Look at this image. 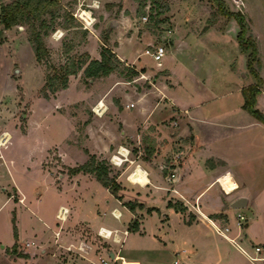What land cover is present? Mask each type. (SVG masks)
Masks as SVG:
<instances>
[{"label": "crops", "instance_id": "crops-1", "mask_svg": "<svg viewBox=\"0 0 264 264\" xmlns=\"http://www.w3.org/2000/svg\"><path fill=\"white\" fill-rule=\"evenodd\" d=\"M209 7L204 8L203 16L196 15L195 10L199 9L197 5L193 8L181 6L180 9L175 8V11L173 9L175 15L170 17L173 24L170 23L172 26L160 36V43L166 48L162 57L164 60L157 62L158 67H155L160 75L156 76L154 72L147 88L122 91L123 96L117 102L109 97L102 100L108 106L106 111L112 113V119L123 125L121 133L134 139L135 125L141 126L136 139L138 143L143 139L145 146L144 149H138V156L145 151L152 155L146 159L139 157L132 164H141L150 182L146 185L132 183L128 179L130 169L126 170L118 179L121 200L88 173L73 175V179L77 178L79 187H87V194H80L79 197L86 203H93L94 210L100 212L101 208L100 200L94 197L96 187L99 186L104 190L106 202L113 203L110 214L116 208L121 212V217L128 216V222L137 218V234L134 237H138L143 243V253L155 251L154 261L159 264H253L246 252L254 254L256 245L260 246V253L264 255V122L243 107L245 99L242 92L244 87L256 82V77L248 67V51H244L238 42V22L234 19L235 21H229L225 26H216L214 22L205 23ZM243 7L247 13L250 11L245 4ZM178 10L182 12L180 18ZM198 13H201V9ZM254 25L252 31L259 42L258 70L263 80V86L256 95L255 107L264 113V75L261 73L264 62L261 56L263 44ZM129 28L133 30L132 27ZM212 33L213 36H210ZM116 50L121 58L131 59L133 64L138 63L136 58L139 53L126 55L121 51L120 45ZM209 56L216 60L215 66L209 65L208 60H205ZM201 63L206 66L203 64L204 67H200ZM143 72L145 79H148L150 72ZM131 102L133 105H130ZM96 117L98 121L104 118ZM111 122L108 120V123ZM29 132L28 127L26 132L12 133L7 146L0 148V158L4 163H0V189L5 191L13 187L24 197L23 202L16 201L12 206L15 221L19 222L22 211H27L39 219L41 215L40 221L48 224L40 214L42 210L37 201L41 196L42 185L49 187L50 184V173L44 168L43 160L49 149L55 146L35 141L27 154L31 162L36 156L40 157L36 162L37 169L42 178H47L45 183L37 178L22 181L14 170L16 162L2 153V148L14 145L17 137L22 142H30L28 138L32 135ZM105 132L100 134V142L97 140L91 145V152L109 157L117 151L119 145H124L131 152L133 144L126 141L127 137L124 136L122 140L115 132ZM178 145L183 148L174 149ZM57 151L61 155V150L57 148ZM168 156L172 175L163 174ZM5 169L11 180L5 178ZM29 171L25 170L27 173ZM227 174L233 178L232 189L219 181ZM217 183L227 193L224 195L225 200L230 202L245 196L246 205L236 209L224 208L223 196L216 189ZM156 194L159 201L157 204L154 202ZM12 200L7 195L0 202V212ZM168 200L183 203L184 209L169 206ZM124 201L141 205L130 209L123 204ZM69 208L72 213V208ZM229 209L234 210L233 220L230 219L233 212H229ZM70 212L68 217L71 216ZM92 212L87 213L89 218L81 217L74 228L65 227L64 223L53 229V241L58 243L59 248L69 250L67 246L70 245L73 249V246L83 240L92 244L95 253L107 248L110 254H117L118 251L114 252L110 248V242H116L111 237H101L98 229L100 226L113 230L118 228V233H121L120 228L111 225V221L105 217L97 218V214L92 215ZM238 213L245 217L241 227L235 218ZM152 219L155 224L150 227L148 223ZM125 228L127 227L123 229ZM130 234L131 231L128 230L123 236V242ZM63 235L67 243L61 241ZM16 241L24 246L19 237L0 245ZM32 244H35L34 239L25 242L26 246ZM42 244L45 245V242ZM25 249L34 255L33 251ZM44 250L46 249L43 248ZM93 251L83 257L93 264H101L100 258L105 257L99 255L98 261L94 260L89 256ZM169 252H172V260H163V254ZM92 257L95 258V255Z\"/></svg>", "mask_w": 264, "mask_h": 264}, {"label": "rangeland", "instance_id": "rangeland-1", "mask_svg": "<svg viewBox=\"0 0 264 264\" xmlns=\"http://www.w3.org/2000/svg\"><path fill=\"white\" fill-rule=\"evenodd\" d=\"M11 1L0 0V11L3 4ZM224 1L230 11L243 16L246 27L245 36L251 35L258 47L259 42L252 31V26L255 23L258 38L263 44L261 56L264 60V0ZM141 2L143 7L141 12H138ZM92 4H96L98 7H90ZM243 4L248 6L250 10L248 13L244 10ZM194 5L198 6L199 11L201 9V13L195 10L196 15L200 14V16H203L204 8L210 6L209 16L205 23L212 24L214 22L216 26H225L234 19L238 22L236 15L228 16L219 12L212 0H58V4L51 7L50 12H45L39 18L34 17L10 28L0 25V133L4 130L11 134L26 132L29 127V133L32 135L29 136L30 142L28 143L27 141L22 142L21 138L17 137L14 145L2 148V153L5 157L7 155L16 162L14 170L22 181L37 178L44 182L47 178H42L39 174L36 163L40 157L36 156L31 162L27 154L35 141L51 147L55 146L49 147L47 157L43 160L44 168L50 173V184L49 187L42 185L41 196L37 201L42 212L38 211L41 212L40 214L48 224L40 221L41 215L39 219L27 211H22L19 222L13 221L11 209L16 204L15 199L11 201L12 203L6 204L0 212V243L8 244L10 240L14 241L13 228L16 225L17 233H19L17 238L19 237L27 250L33 251L34 255L26 252L25 247L17 241L15 246L14 243L0 245V264H93L73 249L59 248L58 243L53 241V229L64 223L65 227H76L79 219L87 216L89 211L92 212L91 209L94 211L92 215L96 213L97 218L105 217L111 221V225L119 227L121 232L124 227L131 231L128 239L126 236V240L121 244L110 242V248L114 252L118 251L115 259L117 264H159L158 261H154V250L149 253L142 252L143 243L141 244L138 237H134L137 234L136 230L129 227L135 219H130L128 222L127 215L115 219L110 214L113 203L106 202L104 190L99 186L96 187L94 197L100 200L101 208L100 212L97 209L94 210L93 203H86L79 197L80 194H87V187L84 188L81 184L82 188L79 187L77 178L73 179V175L88 173L99 181L95 172L78 169L80 165L93 160V164L106 166L107 175L115 178L120 184L119 177L126 170H131L134 167L135 164H132L134 161L139 157L146 159L152 155L145 151L138 156V149H144L145 146L143 139L141 143H138L136 139L137 133L141 130L140 125H135L133 129L135 138L132 139V137L124 135V132L121 133L123 125L120 121L112 119V113L105 111L106 113L98 115L94 112L93 107L100 99L109 97L113 102H117L123 96L122 91L132 92L150 86L154 72L157 76L160 71L157 72L155 69L158 67L157 61L145 53V49L152 44H160L161 34L173 24L170 20L172 14L175 15L172 12L173 9L175 11V8L180 9L181 6L193 8ZM81 8L88 11L92 9L90 13L93 16L90 20L86 21L80 16ZM160 8L165 11L158 14L157 11ZM193 13L195 12L193 11ZM142 14H148L147 20L141 18ZM177 14L180 18L182 12L178 10ZM111 20H114L113 24ZM42 21H44V26L41 25ZM84 22L88 27H84ZM129 27H132L133 30ZM35 30L39 32L43 43V50L39 58H37L35 50L37 43ZM210 36H213V33ZM119 45L121 51H124L126 55L139 53L136 58L138 63L133 64L130 62L131 59L121 58L116 50ZM104 48L113 52L116 67L108 74L97 77L87 76L84 68L92 59H99ZM209 57L205 60H208L209 65L215 66L216 60H213L212 56ZM163 60L164 58L160 62ZM249 60L252 62L253 68L260 73L257 60L248 58ZM203 64L201 63L200 67H204L205 64ZM15 68H19V71L15 72ZM68 70L71 72H67ZM144 70L150 72L148 79L140 74ZM261 73L264 75V62ZM64 75L67 76L65 85H63ZM260 78L262 80L261 76ZM53 86H58V89L53 91ZM94 115L104 118L98 121ZM108 120L112 122L108 123ZM104 132L107 134L115 132L122 140L125 136L127 137L126 141L133 144L130 154L125 157L126 159L119 156L117 151L115 152L114 160L116 164H120L119 166L110 161L112 154L105 157L91 152V145L95 144L97 140L100 142V134ZM57 148L61 150V155H58ZM176 148L183 147L178 145V147H174V149ZM165 161L163 174L172 175L173 171L168 164L169 156ZM0 163L4 165L1 158ZM25 170L30 171L27 173ZM4 175L5 178L11 180L6 169ZM216 186L223 196V202H228L224 199V195L227 193L218 183ZM108 189L116 195L121 191V185L116 192ZM15 190L13 187L5 190L6 192L0 189V202ZM154 198V202L157 204L159 202L158 195L156 194ZM59 204H67L72 208L71 213L70 208L65 205L71 214L70 217H68L69 212L67 214L68 221L67 218L66 221H61L55 217ZM229 212H233L230 214L232 216L230 219L233 220L234 210L229 209ZM148 224L153 227L154 220H150ZM65 238L64 235L61 236V241L67 243ZM30 239H34L35 244L26 246L25 242ZM43 242L45 245L42 244ZM43 248L46 250L43 251ZM20 254H24V256ZM145 254L146 257H144ZM93 255L95 258L92 257ZM99 255H103L107 259L112 257L107 248L98 253H95L94 250L89 256L98 261ZM163 257V260L165 258L172 260V252L163 254ZM109 262L111 263V261Z\"/></svg>", "mask_w": 264, "mask_h": 264}, {"label": "trees", "instance_id": "trees-1", "mask_svg": "<svg viewBox=\"0 0 264 264\" xmlns=\"http://www.w3.org/2000/svg\"><path fill=\"white\" fill-rule=\"evenodd\" d=\"M213 3L216 5L217 10L221 12L222 14L231 16L236 15L238 19V23L240 25V31L238 33V42L240 47L244 51H248L249 59H255L259 63L257 53H258V47L256 41L250 36H245V22L243 19V16L239 13H234L230 11L224 0H212ZM58 4V0H12L11 2L5 3L1 7L0 11V25H2L4 28H10L13 25L17 23H21L27 20H31L34 17H41L45 12H50L51 7L56 6ZM143 7V4L139 5V11L141 12V8ZM167 9V8H165ZM165 10L160 8L157 13L160 14L164 12ZM143 15V14H142ZM41 25L44 26V21L41 22ZM33 26V24H32ZM35 39L37 41L36 43V55L37 58L40 57L41 51L43 50V43L40 37V34L37 30H35ZM116 60L114 59L113 52L111 50L104 48L101 51V57L99 59H92L84 68V72L89 77H97L100 75L108 74L110 73L115 67H116ZM80 67V66H77ZM248 67L250 71L255 75L256 82L253 84H250L243 88L242 92L244 95V104L243 107L248 110L252 115H254L256 118H258L260 121L264 122V113L258 110L255 107L256 104V95L261 90V83L262 80L259 76V73L256 69L253 68L252 62L248 61ZM68 70L67 72H69ZM71 72V71H70ZM66 77L63 76V85L66 84ZM58 85V84H57ZM62 85V86H63ZM58 86H53V91H56ZM93 158V157H92ZM77 169V168H76ZM79 170L85 169L87 171L95 172L96 177L99 179V181L105 186L112 190V192H116L120 189V184L115 180V178L110 177L107 175V169L106 166L102 164H93V160L89 163H85L79 166ZM117 198L121 199V195L116 194ZM123 204L127 205L130 209H133L136 205H141L140 203H135L132 201H124ZM169 206H174L178 210H183L184 207L182 203L178 202H172L171 200H168ZM14 221V219H13ZM131 229H137L138 227V220L135 219L134 223L129 226ZM13 234L14 237L17 239L18 233H17V227L16 225L13 228ZM16 245V242L14 243V246ZM15 248V247H14ZM24 256V254H20Z\"/></svg>", "mask_w": 264, "mask_h": 264}, {"label": "built area", "instance_id": "built-area-1", "mask_svg": "<svg viewBox=\"0 0 264 264\" xmlns=\"http://www.w3.org/2000/svg\"><path fill=\"white\" fill-rule=\"evenodd\" d=\"M96 1V0H95ZM96 5V4H95ZM93 5L90 6V7H98V5ZM92 10V9H89V11ZM90 17H92V13H90ZM147 17H148V14H143L141 16V18L143 20H147ZM85 20V19H84ZM84 27H88L85 22H84ZM166 52V48H165V45L164 44H152V46L150 47H147L145 49V53L149 54L153 60L157 61V62H160V60L162 59V57L164 56ZM142 76H144V72H141L140 73ZM102 101V99H100L97 104L93 107V110L94 112H96L98 115L104 113L108 106L103 103V106L100 104ZM130 105H133V103L131 102ZM7 133V134H6ZM10 139H11V135L9 132L7 131H2L0 133V148L1 147H4V146H7V144L10 142ZM120 147L121 145L117 148V151H120ZM130 152V149H127V154ZM113 156H114V153L110 156V161L114 164V165H117L114 160H113ZM127 157V155L125 156ZM118 166V165H117ZM8 197L12 198V199H15L16 201L18 202H23L24 200V197L21 196V194L15 190V191H12L8 194ZM61 205L58 207L57 209V212H56V216L58 219H60L61 221H63V219L60 217V210H61ZM116 208H113L111 210V214L116 218V219H120L121 218V212L119 213H116L115 212ZM245 219L244 215L242 213H238L237 214V224L239 227L242 226L243 224V220ZM225 229H228V227H225ZM118 228H116L115 230L113 229H109V228H106L104 226H100L99 229H98V234L101 236V237H104V238H112V240L116 243H119L121 244L123 242V236H125L127 233H128V228H125V229H122V232L121 233H118ZM218 230H220V228H218ZM107 235V236H106ZM234 240V239H232ZM67 249H70L72 250L71 246H67ZM255 249V253L254 254H250L248 252L247 253V256L249 257V259L253 262V264H264V255L260 253V246L259 245H256L254 247ZM73 250L84 256L85 254H88L90 253L92 250H93V246L92 244L90 243H87L86 241H83V240H80L77 245L74 247L73 246ZM116 255H113L111 258H110V261L112 263L115 262V259H116ZM101 260V264H107L109 261L106 260L105 258L101 257L100 258Z\"/></svg>", "mask_w": 264, "mask_h": 264}, {"label": "bare ground", "instance_id": "bare-ground-1", "mask_svg": "<svg viewBox=\"0 0 264 264\" xmlns=\"http://www.w3.org/2000/svg\"><path fill=\"white\" fill-rule=\"evenodd\" d=\"M80 12H81L80 16L82 18H84L86 21L91 19L90 11H88L87 9L81 8ZM100 104L103 106V102L102 101H101ZM5 131H7V130H5ZM7 132H9V131H7ZM10 135H11V133H10ZM116 153L119 156H121L122 158H124V159H126L125 156L128 155L127 154V148L126 147L123 148L122 145L120 147V151H117ZM116 153H114V156L116 155ZM114 156H113V160H114ZM114 162H115V160H114ZM117 165L119 166L120 164H117ZM128 179L132 183H135V184L138 183V184H141V185H146L147 183L150 182L148 174H147L145 168H143V166L141 164H135L134 167H132V169L128 173ZM219 181L222 184H225L226 186H230L231 189L233 188V178H232L231 175L227 174L226 176H222L219 179ZM61 206L62 207H61V210H60L59 214H60V217L63 220H65L67 218V214L69 212V209L67 207L63 206V205H61ZM115 212L119 213V210L116 209Z\"/></svg>", "mask_w": 264, "mask_h": 264}, {"label": "water", "instance_id": "water-1", "mask_svg": "<svg viewBox=\"0 0 264 264\" xmlns=\"http://www.w3.org/2000/svg\"><path fill=\"white\" fill-rule=\"evenodd\" d=\"M114 21V20H113ZM114 22H112L113 24ZM19 71V68H15V72ZM247 199L245 196H240L238 198H235L234 200L230 202H225L224 201V208H242L246 205ZM114 254L111 253V256Z\"/></svg>", "mask_w": 264, "mask_h": 264}]
</instances>
